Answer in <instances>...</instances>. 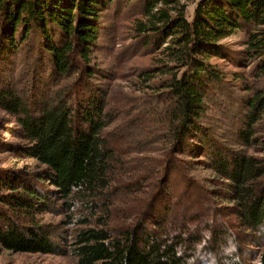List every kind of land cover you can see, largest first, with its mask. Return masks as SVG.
<instances>
[{
  "label": "trees",
  "instance_id": "trees-1",
  "mask_svg": "<svg viewBox=\"0 0 264 264\" xmlns=\"http://www.w3.org/2000/svg\"><path fill=\"white\" fill-rule=\"evenodd\" d=\"M120 2L0 0V57L29 50L64 80L45 101L29 103L10 89L0 94L22 140L4 146L40 164L27 174L0 168V243L64 254L43 220L64 212L67 223L81 224L68 249L77 264H194V236L215 230L205 220L192 231L186 220L201 213L189 206L176 228L166 229L170 207L151 210L150 196L164 192L170 200L177 173L187 181L178 202L191 198L197 180L186 171L200 166L214 172V197L235 202L247 228H264V0L125 1L137 10L126 50L152 56V64L131 84L147 92L119 95L113 104V85L89 79L108 78L96 52L102 16ZM238 32L245 36L236 48L229 38ZM221 119L230 129L220 130ZM137 195L149 206L116 231L109 224L115 200ZM214 247L210 257L220 260ZM258 257L264 264V251ZM222 264L248 263L231 254Z\"/></svg>",
  "mask_w": 264,
  "mask_h": 264
},
{
  "label": "rangeland",
  "instance_id": "rangeland-1",
  "mask_svg": "<svg viewBox=\"0 0 264 264\" xmlns=\"http://www.w3.org/2000/svg\"><path fill=\"white\" fill-rule=\"evenodd\" d=\"M125 1L121 0L120 4L112 7L110 11H106L103 16V29L101 31L100 48L96 55L99 64L109 71L108 78H103L96 75L89 79L90 82L104 85L107 83L113 85L112 94L115 104L116 98L127 93L142 94L147 92L140 91L137 88L133 90L131 84L136 77L140 67H145L152 64V56L134 55L131 50H126V45L129 42V21L132 19L131 14L137 10L125 6ZM193 6L190 7V13ZM116 15L119 20H116ZM243 32H238L229 38L234 47H242L241 41L244 38ZM42 59V60H41ZM221 63L222 60H219ZM228 69H237L233 65H226ZM249 69V68H247ZM246 69V70H247ZM61 76H50L49 62L45 58L35 59L34 54L29 50H23L22 53L14 55L13 57H0V94L6 89L25 97V99L32 103L35 99H43L44 101L52 96V91L62 84ZM131 102L127 103L130 107ZM123 107L125 105H122ZM221 106L214 108L212 111L220 110ZM124 111L129 109L123 108ZM219 112V111H218ZM217 112V113H218ZM216 113V112H214ZM222 117L221 114H218ZM232 122L221 119L220 130L230 129ZM16 116L3 108L0 104V168L13 169L18 172L34 173L39 168V162L32 157H28L20 152H12L10 148L4 146V142H20L22 141L15 131L17 128ZM17 130V129H16ZM227 141L231 142V132L227 134ZM233 145V144H231ZM147 152L144 153V155ZM154 154V153H153ZM149 155V154H148ZM22 172V173H23ZM187 174L196 178L197 182L193 184V196H185L178 202L181 192L186 186L187 181L180 174L176 173V178L173 185V197L169 200L168 195L164 192L159 194H152L150 196L149 205L151 210L156 211L167 206L170 207L168 216V223L166 229L174 230L176 223L181 219L182 208L194 211L200 209L201 214H197V219L189 218L186 220L192 231H200L201 224L210 223L213 231H204L202 234H196L194 238L199 240L194 255L190 259L194 264H222L225 259L231 254L238 255L244 259L248 264H258V255L264 251V228L261 230H251L244 226L240 216L235 209V202L226 200L225 198H216L212 195V188L218 187V182L209 180L214 176V172L210 169H205L200 166L194 167L186 171ZM184 179V180H183ZM47 187H52L49 183H45ZM190 187V186H189ZM222 188L224 184L222 183ZM156 190V189H155ZM154 190V191H155ZM164 193L165 195H162ZM176 194V197H175ZM145 197L137 195V197H121L115 200V204L119 205L117 210L111 212L109 224L116 229L122 230L123 226H128L136 222L140 216L142 207L144 211L148 205ZM145 200V201H144ZM178 202V203H177ZM202 209V210H201ZM204 209V211H203ZM44 219L49 222L55 232L60 233L66 241L58 235L53 234V238L61 247L67 249L64 254L60 253H43V252H17L4 247L0 243V264H77V259L70 252H68L70 243L74 237L75 230L81 224L79 219L75 224H69L65 221V213H45ZM79 218V214H77ZM218 218H220L218 220ZM96 219L93 220L92 225H96ZM148 224V222H147ZM149 225V224H148ZM222 230V236L216 232ZM220 236V237H219ZM218 242L219 239H221ZM214 245L220 246L215 249L216 252L222 254V260L218 256L211 255V248ZM213 253V251H212Z\"/></svg>",
  "mask_w": 264,
  "mask_h": 264
}]
</instances>
